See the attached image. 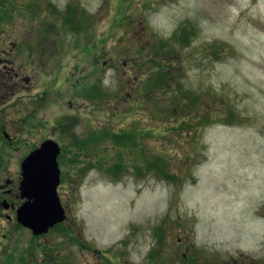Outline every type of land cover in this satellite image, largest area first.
Returning a JSON list of instances; mask_svg holds the SVG:
<instances>
[{
    "label": "rangeland",
    "instance_id": "obj_1",
    "mask_svg": "<svg viewBox=\"0 0 264 264\" xmlns=\"http://www.w3.org/2000/svg\"><path fill=\"white\" fill-rule=\"evenodd\" d=\"M118 6L131 12L114 27ZM3 51L19 80L0 109L27 100L38 126L7 130L11 163L44 139L63 147L76 226L46 238L70 244L60 256L149 264L186 246L209 264H264V0H0ZM161 77L173 89L158 96Z\"/></svg>",
    "mask_w": 264,
    "mask_h": 264
},
{
    "label": "flooded vegetation",
    "instance_id": "obj_2",
    "mask_svg": "<svg viewBox=\"0 0 264 264\" xmlns=\"http://www.w3.org/2000/svg\"><path fill=\"white\" fill-rule=\"evenodd\" d=\"M0 73L4 75L5 79L7 77H16V74H11L6 66L0 69ZM25 80L27 81V79ZM0 86L5 91V94L0 95L1 104L6 102V99L11 98L9 94L12 92V86L7 81H1ZM30 108H33V106L24 100L18 105L17 112L7 111V113L17 118L21 117L22 132L25 130V133H36L38 132V126L34 117L30 114ZM20 123L19 119L7 120V125H3L0 122V134L6 139V142L0 140V225L3 226L5 224L6 233L1 236L5 240L7 239L5 243H0V246L4 245L9 252V264H75L76 258L73 254L71 256L69 252H65L60 256V253L70 245L69 243L60 242L59 245H56L46 239L50 235L53 236L54 233L60 234L65 230L68 234H71L76 226L75 220L71 217V206H64L66 220L54 224L46 232H35L20 224L16 219V211L24 202V199L21 198L23 178L21 161L27 154L21 155L23 157L22 160L18 159L15 163H11L9 151L11 149L17 150L18 147L14 143L15 140L8 137L6 129L17 132L19 131ZM11 166L18 167L12 170ZM94 252L101 255L92 253L90 255L92 264H107L108 260H106L107 258L105 259L100 250H94ZM152 256L154 257L150 259L149 264H192L193 262L195 264H209L208 261L204 262L203 257L198 253H190L186 246L181 253H179L178 247L174 249L169 247L162 253L157 252V256L154 254ZM240 260L242 261L239 264H253L251 260L248 262L245 258ZM263 261L264 259L261 262ZM126 262L128 263L129 260H126ZM216 262L214 261L213 263L216 264ZM218 264L221 263L218 262ZM234 264H238V262H234Z\"/></svg>",
    "mask_w": 264,
    "mask_h": 264
},
{
    "label": "water",
    "instance_id": "obj_3",
    "mask_svg": "<svg viewBox=\"0 0 264 264\" xmlns=\"http://www.w3.org/2000/svg\"><path fill=\"white\" fill-rule=\"evenodd\" d=\"M57 146L44 142L23 162V195L29 200L18 211V221L37 232H43L61 219L62 211L55 196L58 172L55 157Z\"/></svg>",
    "mask_w": 264,
    "mask_h": 264
},
{
    "label": "trees",
    "instance_id": "obj_4",
    "mask_svg": "<svg viewBox=\"0 0 264 264\" xmlns=\"http://www.w3.org/2000/svg\"><path fill=\"white\" fill-rule=\"evenodd\" d=\"M128 14H129V12H128V13H125V12H124L121 16H122V17H126ZM113 24H114V23H113ZM163 80H164V78L161 77V80H160L159 83H161ZM165 83H166V78H165V80L162 82V84H161L160 86H158V87H162L163 85H165ZM143 89H144V90H147V87H143ZM162 108H163L164 110H168L166 107H162ZM140 134H141V133H140ZM124 135L127 136V137L130 138V139L136 140V133H132V134L129 136V133L126 132V133H124ZM123 143H128V142L123 141ZM131 143L134 144L135 142L131 141ZM111 171H113V172H117L118 170L115 169V168H113V169H111Z\"/></svg>",
    "mask_w": 264,
    "mask_h": 264
}]
</instances>
